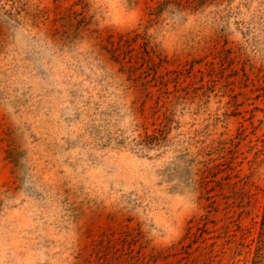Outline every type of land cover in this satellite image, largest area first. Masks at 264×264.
Masks as SVG:
<instances>
[{
	"label": "rangeland",
	"instance_id": "1",
	"mask_svg": "<svg viewBox=\"0 0 264 264\" xmlns=\"http://www.w3.org/2000/svg\"><path fill=\"white\" fill-rule=\"evenodd\" d=\"M264 0H0V264H264Z\"/></svg>",
	"mask_w": 264,
	"mask_h": 264
},
{
	"label": "trees",
	"instance_id": "2",
	"mask_svg": "<svg viewBox=\"0 0 264 264\" xmlns=\"http://www.w3.org/2000/svg\"><path fill=\"white\" fill-rule=\"evenodd\" d=\"M263 144H264V142H263Z\"/></svg>",
	"mask_w": 264,
	"mask_h": 264
}]
</instances>
